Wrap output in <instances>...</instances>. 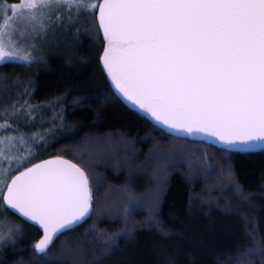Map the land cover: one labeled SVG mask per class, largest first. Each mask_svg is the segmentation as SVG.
I'll return each instance as SVG.
<instances>
[{"label": "snow or ice", "instance_id": "1", "mask_svg": "<svg viewBox=\"0 0 264 264\" xmlns=\"http://www.w3.org/2000/svg\"><path fill=\"white\" fill-rule=\"evenodd\" d=\"M81 17L102 33V70L155 121L215 137L229 149L264 144V0H0V62L31 63L37 38ZM32 110L27 100L0 103V206L39 228L27 258L12 264H100L121 233L94 224L87 244L58 242L101 211L122 218L130 236L133 197L118 205L93 203L92 182L103 184L87 161L39 158L32 146L46 142L51 129L26 132ZM150 155L158 167L170 158L163 149ZM226 171L233 176L231 167ZM232 186L243 195L234 178ZM158 199L155 193L149 223L158 222ZM253 232L254 246L239 248L233 264L264 258V239ZM22 236V225L0 214V256L5 249L23 251Z\"/></svg>", "mask_w": 264, "mask_h": 264}, {"label": "trees", "instance_id": "2", "mask_svg": "<svg viewBox=\"0 0 264 264\" xmlns=\"http://www.w3.org/2000/svg\"><path fill=\"white\" fill-rule=\"evenodd\" d=\"M101 44L102 35L96 41L85 39L77 63H58L33 78V98L41 104L58 100L56 107L64 112L66 125L73 127L72 136L61 145L54 142L43 159L61 155L74 163L87 161L103 184L97 188L92 182L93 203L118 205L131 193L133 203L128 207L135 227L125 236L122 218L101 211L58 243L87 244L96 224L105 233H121L100 264H233L239 248L254 246L249 230L254 229L257 241L264 239V150L229 151L170 133L115 88L101 67ZM157 149L170 154L162 167L150 155ZM229 167L232 177L226 171ZM233 178L243 195L232 186ZM155 193L158 222L153 224L149 220ZM24 226L19 241L23 251L3 250L4 264L27 258L39 229ZM96 244L99 248L100 242ZM250 259L264 264V258Z\"/></svg>", "mask_w": 264, "mask_h": 264}, {"label": "rangeland", "instance_id": "3", "mask_svg": "<svg viewBox=\"0 0 264 264\" xmlns=\"http://www.w3.org/2000/svg\"><path fill=\"white\" fill-rule=\"evenodd\" d=\"M7 2L17 1L7 0ZM100 35L102 33H97L95 28L91 26V21L84 17H81L76 24L67 21L63 24L57 23L48 30L46 36L36 39L33 49L35 59L31 63L19 60L0 62V103L6 104L17 99L27 100L32 105L33 110L32 115L28 117L29 123L24 125V130L27 132L31 128V131L39 132L43 129H51L46 142L37 140L36 144L32 146V150L41 159L48 155L46 152L52 149L54 142L61 141L59 144L61 145L62 140L72 136L73 127L66 125L64 112L56 107L58 100L57 102L51 101L52 103L41 104L40 101L33 98V78L47 74L58 63L59 65L77 63L83 55V49L80 48L81 42L85 39L96 41ZM23 42L21 40V43ZM73 43L76 46L79 45L73 47L75 45L72 46ZM6 65H10V68L2 70ZM12 167H15V162H13ZM0 214L11 216V219L20 223L24 229L23 220L12 215V212H4L2 206H0Z\"/></svg>", "mask_w": 264, "mask_h": 264}, {"label": "water", "instance_id": "4", "mask_svg": "<svg viewBox=\"0 0 264 264\" xmlns=\"http://www.w3.org/2000/svg\"><path fill=\"white\" fill-rule=\"evenodd\" d=\"M111 80V78H110ZM113 83V82H112ZM127 100V98H125ZM133 107H135L136 109H138L141 112H144L142 109L139 108L138 105L133 104L131 101L127 100ZM146 113V112H144ZM157 122V121H156ZM159 125L163 126L164 128L167 129V131H169L170 133H173L177 136H181V137H185V138H189V139H194L197 141H204L206 143H210L213 144L219 148L222 149H226L229 151H239V152H256V151H261L264 150V144H254V146H241L238 148H233V149H229L227 145L223 144L222 142H220L219 140H217L215 137L203 134V133H196V134H188L185 131L182 130H177V129H171L169 127H167L166 125L160 124L159 122H157ZM19 217V215H17ZM20 218V217H19ZM26 219V218H25ZM29 224L33 225L34 222H29ZM84 224V223H82ZM82 224H80L79 226H81ZM38 228V226H36ZM78 227L75 226L74 229ZM39 229V228H38Z\"/></svg>", "mask_w": 264, "mask_h": 264}]
</instances>
